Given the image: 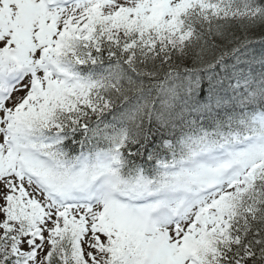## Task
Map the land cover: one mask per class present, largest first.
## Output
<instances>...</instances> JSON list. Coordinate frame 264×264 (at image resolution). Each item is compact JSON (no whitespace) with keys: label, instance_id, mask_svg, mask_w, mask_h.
<instances>
[{"label":"snow or ice","instance_id":"1","mask_svg":"<svg viewBox=\"0 0 264 264\" xmlns=\"http://www.w3.org/2000/svg\"><path fill=\"white\" fill-rule=\"evenodd\" d=\"M0 264H264V0H0Z\"/></svg>","mask_w":264,"mask_h":264}]
</instances>
